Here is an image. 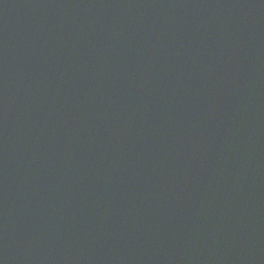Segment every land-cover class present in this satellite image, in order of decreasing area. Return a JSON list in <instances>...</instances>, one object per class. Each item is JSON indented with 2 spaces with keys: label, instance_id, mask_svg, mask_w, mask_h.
I'll return each instance as SVG.
<instances>
[{
  "label": "water",
  "instance_id": "water-1",
  "mask_svg": "<svg viewBox=\"0 0 264 264\" xmlns=\"http://www.w3.org/2000/svg\"><path fill=\"white\" fill-rule=\"evenodd\" d=\"M0 264H264V0H0Z\"/></svg>",
  "mask_w": 264,
  "mask_h": 264
}]
</instances>
